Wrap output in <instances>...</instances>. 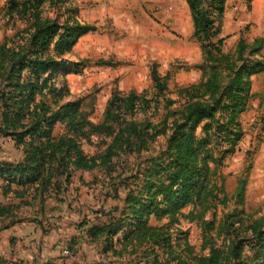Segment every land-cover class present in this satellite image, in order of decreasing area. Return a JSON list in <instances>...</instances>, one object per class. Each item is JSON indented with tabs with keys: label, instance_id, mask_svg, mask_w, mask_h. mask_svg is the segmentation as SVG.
<instances>
[{
	"label": "trees",
	"instance_id": "obj_1",
	"mask_svg": "<svg viewBox=\"0 0 264 264\" xmlns=\"http://www.w3.org/2000/svg\"><path fill=\"white\" fill-rule=\"evenodd\" d=\"M209 1L210 8L207 0H186L203 55L200 65L203 78L178 90L179 98H187L182 109L169 111L157 123L138 121L136 114L150 108L153 101L135 91L114 92L105 111L106 123L82 120L71 124L75 135L57 137L53 135L56 123L69 110L79 113V104L56 106L45 99L50 94L54 99L62 97L66 91L56 85V76L68 63L58 62L52 49L60 54L69 52L78 38L94 30L95 25L69 20L61 25L57 18L43 17L46 0H7L4 5L0 0V15L4 11L10 16L22 14L31 21L0 43V137L10 139L22 151L19 160L0 159L4 195L13 192L22 199L19 204H0L1 228L20 217L21 206L38 204L39 214L45 211L47 196L53 191L58 195L64 193L63 186L70 182L72 170L91 171L107 160L112 164L118 150L125 154L146 153L157 137L168 134L170 119L177 116L162 155L150 157L148 163L140 165L137 175L122 180L128 190L122 217L109 213L110 219L104 223L85 220L79 225H87V242L99 248L108 264L125 252L135 254L141 243L149 244L152 246L150 252L145 250L146 257L154 254L153 263L162 264L158 249L173 239L170 229L179 216L193 221L201 217L197 207L206 211L217 202L228 200L227 195L221 199L216 186L212 187L210 163L214 162L217 170L240 142L243 133L240 116L252 97V76L264 72V56L257 58L264 47V38L259 37L253 43L241 39L235 57L229 55L223 49L225 38L220 36L227 0ZM152 79L156 95L165 99L169 93L166 78L153 68ZM175 102L166 99L167 105ZM203 121L206 133L199 137L197 127ZM102 133L113 135L105 154H86L78 138ZM221 136L222 142L231 143V147L217 157L208 146ZM245 187L243 178L234 194L240 205H244ZM190 204L192 210L184 213L183 208ZM243 213L247 224L240 223V231L231 230L233 223L229 217L233 215H230L221 244L211 243L209 254L201 256L196 264H264V217L253 218L252 214ZM165 218L170 221L159 223ZM77 244L72 240L65 245L79 251ZM246 247H250V255L245 252ZM172 260L174 264H188L180 254L173 255ZM0 264L13 262L0 256Z\"/></svg>",
	"mask_w": 264,
	"mask_h": 264
},
{
	"label": "rangeland",
	"instance_id": "obj_2",
	"mask_svg": "<svg viewBox=\"0 0 264 264\" xmlns=\"http://www.w3.org/2000/svg\"><path fill=\"white\" fill-rule=\"evenodd\" d=\"M6 1L1 0V4ZM209 5L207 0V7L210 8ZM42 16L57 18L61 25L67 20L95 25L94 30L78 38L69 52L60 54L52 49L58 62L68 63L57 71L56 76V85L65 87L66 91L62 97L54 99L50 94L45 99L56 106L68 102L79 104V113L69 110L64 119L56 123L54 136L75 135L70 129L71 124L76 125L82 120L106 123L105 111L114 92L127 94L135 91L153 101L151 107L140 110L135 119L160 122L169 111L182 109L187 101V98H179L178 90L203 78L200 68L203 55L194 35L186 0H46ZM30 22L25 15L15 13L10 16L4 11L0 15V43ZM220 36L225 38L223 49L229 55L235 54L241 39L253 43L259 37L264 38V0H227ZM262 56L264 47L257 58ZM153 68L166 78L169 93L165 99L156 95ZM251 94L248 107L240 116L243 133L235 151L227 154L217 170H214L216 164L210 163L212 187L216 186L221 199L227 195L228 200L219 201L206 211L197 207L201 217L193 221L179 216V221L170 229L173 239L158 249L160 263L174 264L173 255L180 254L188 264H196L201 256L209 254L211 243L216 246L221 244L225 222L230 215H233L229 217L233 223L230 228L236 231L241 230L240 223L247 224L244 211L252 214L253 218L264 217L263 76L253 77ZM166 99L177 102L167 105ZM178 117L170 119L168 134L157 137L146 153L125 154L118 150L111 160L112 164L107 160L91 171L72 170L73 176L69 183L64 184L62 196L64 201L74 206L78 226L85 220L100 224L109 220L110 215L122 217L128 191L122 180L137 175L140 165L148 163L150 157L162 155L168 147V137L174 131L172 122ZM205 123L203 121L197 127L199 137L205 136ZM222 138H214L208 146L217 157L222 150L231 147V143H223ZM112 139L113 135L102 133L79 137L78 141L86 154L103 155ZM20 157V149L10 139L0 137V159ZM243 178L246 180L245 198L244 205H240L234 194ZM192 208L190 204L183 208V212L188 213ZM169 221L165 218L159 223ZM153 223L157 221L153 220ZM151 246L141 243L135 254L125 252L113 258V264H154V254L150 257L145 254V250L150 252ZM246 250L250 255V247ZM101 262L108 264L105 259ZM59 263L67 264L62 259Z\"/></svg>",
	"mask_w": 264,
	"mask_h": 264
},
{
	"label": "crops",
	"instance_id": "obj_3",
	"mask_svg": "<svg viewBox=\"0 0 264 264\" xmlns=\"http://www.w3.org/2000/svg\"><path fill=\"white\" fill-rule=\"evenodd\" d=\"M257 76L264 77V72L253 75L252 83L253 77ZM13 145L15 146L14 142ZM2 184L3 179L0 177V204H19L22 199L17 197L16 193L4 195ZM38 207V204L21 206L20 217L3 228H1L2 221L0 220V256L11 260L13 264H60L62 245L73 240V242L77 241L79 247L78 264H104L101 262L104 258L99 248L89 244L86 240L87 225L78 226L76 210L73 205L70 206L67 201L63 200L62 193L58 195L55 191L51 192L46 199L45 211L40 214ZM35 217L42 221L45 231L34 219Z\"/></svg>",
	"mask_w": 264,
	"mask_h": 264
},
{
	"label": "built area",
	"instance_id": "obj_4",
	"mask_svg": "<svg viewBox=\"0 0 264 264\" xmlns=\"http://www.w3.org/2000/svg\"><path fill=\"white\" fill-rule=\"evenodd\" d=\"M61 258L67 263V264H78L79 262V251L74 250L67 245H62L61 248Z\"/></svg>",
	"mask_w": 264,
	"mask_h": 264
},
{
	"label": "water",
	"instance_id": "obj_5",
	"mask_svg": "<svg viewBox=\"0 0 264 264\" xmlns=\"http://www.w3.org/2000/svg\"><path fill=\"white\" fill-rule=\"evenodd\" d=\"M34 219L42 226L43 230L45 231L42 221L38 217H35Z\"/></svg>",
	"mask_w": 264,
	"mask_h": 264
}]
</instances>
